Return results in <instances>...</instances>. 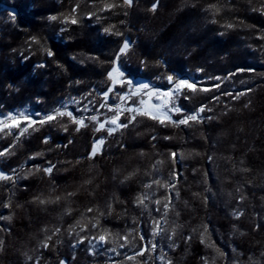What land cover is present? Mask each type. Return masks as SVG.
Instances as JSON below:
<instances>
[{"label": "trees", "instance_id": "obj_1", "mask_svg": "<svg viewBox=\"0 0 264 264\" xmlns=\"http://www.w3.org/2000/svg\"><path fill=\"white\" fill-rule=\"evenodd\" d=\"M16 1L0 0V56L2 58L11 51L17 54L5 69L0 68L11 96L5 100L6 105L22 108L36 95L43 99L45 110L57 109L59 102L70 96H87L98 104L102 102L104 92L113 83L108 73L113 67L115 54L125 40L130 44L129 50L133 48L146 27L147 17L133 21L130 15H105L103 23H112L120 33L119 37L110 40L102 38L101 26L92 25L93 20L86 18L87 13L76 15V23L60 30L61 20L75 16L74 8L84 0ZM102 1L105 0H94L97 4ZM119 1L126 5L124 0ZM183 1L190 5L174 15L157 37L147 71L134 74L125 68L123 80L137 76L149 78L150 75H169L175 81L188 77L189 73H181L171 65L167 47L176 35L191 30L198 17L207 10L212 12L215 22L206 28L205 33L216 35L218 41L220 37L223 39V42H214L218 50L224 51L233 41L244 40L252 42L264 58V0ZM149 3H152L149 5L151 10L153 4L157 8L161 0ZM77 8L75 10L79 12L80 8ZM6 15L15 17L13 25L4 24ZM52 16L58 20L50 22ZM100 16L95 14L94 19ZM229 24L232 27L229 28ZM220 33L222 36L218 37ZM33 37L38 42H34ZM194 44L189 58L194 66H198V36ZM31 45L32 50L29 49ZM48 51L53 55H47ZM19 53L30 57L22 63ZM83 54L98 57L105 54L109 56V64L100 69L88 66L79 61ZM36 64L39 67L35 70ZM23 83L36 87V92L32 88H23ZM18 86V92L14 94ZM245 95L250 113L248 117L241 114L237 118L242 125L240 123L220 147L222 166L215 164V158L211 157L216 151L214 147H218L213 145L211 138H206L200 146L201 155L191 154L192 151H187L194 136L183 124L162 128L154 120H148L150 129L140 145L152 152L151 170L118 178L112 181L114 185L104 181L113 178L117 172L114 167L122 163V156L131 149L127 139L129 118L125 121L127 127L121 132L109 135L107 127L96 129L106 119L120 117L116 110L101 108L90 116L81 115L87 126H79V131L76 130L78 125L72 122L67 130L59 132L40 126L28 139L8 135L0 142V151L8 150L2 168L14 180L9 186H0V264H105L106 255L90 252L91 242L104 235L109 246L110 237L120 238L123 232L132 230L140 234L139 242L126 249L128 257L142 259L148 252L150 259H154L147 250L158 236L152 229L163 222L165 231L175 217L179 219L170 241L174 264H177L176 259L179 264H264V78ZM131 102L141 104L138 98H132ZM93 116L97 121L90 119ZM181 119L186 118L176 115L175 121ZM100 139L105 147L93 156V145ZM172 153L180 159L177 156L172 158ZM198 162L196 176L191 175L189 169ZM50 164L55 167L51 174H46L43 169ZM64 166L67 168L63 169ZM37 167L40 171H36ZM195 177L201 178H197L198 183ZM221 178L229 187L240 185L243 194L234 205L239 208L235 215L224 211L220 200L214 203L213 197H218L214 185ZM72 183L75 185L72 190H64L62 198L47 206L44 212L27 207L15 215L8 207V212L5 210L6 204L11 208L31 191L46 188L57 193ZM145 196L144 204H138V198ZM150 206L155 208L150 209ZM149 213L152 214V226L147 228L145 218ZM32 231L36 232V239L31 244L26 243ZM209 243L219 250L215 259L207 253ZM120 252L126 257L122 250Z\"/></svg>", "mask_w": 264, "mask_h": 264}, {"label": "rangeland", "instance_id": "obj_2", "mask_svg": "<svg viewBox=\"0 0 264 264\" xmlns=\"http://www.w3.org/2000/svg\"><path fill=\"white\" fill-rule=\"evenodd\" d=\"M150 1L152 0H132V4L129 6L121 4L119 0H105L100 4L95 3L94 0H84L80 6L78 5L74 8L73 15L75 16H67L61 20L60 30L71 24L73 19L76 20V15L80 16V14H82L83 16L84 13H87L86 18L89 21L93 20L92 25L99 24L101 26L100 34L102 35V38L108 37V39L112 40L115 36L119 37L120 33L117 35L116 27L112 23L108 24V21H106V24L103 23L105 15H130V18L133 21H136L141 17L142 19L147 17L146 27L140 37L135 40L133 48L128 50L127 54L122 56L119 60V67L122 71L127 68L134 74L138 72L143 74L147 71L148 66L152 62L151 52L157 37H159V35L162 34L165 28L169 25V20H171L174 15H177L181 10L190 5L189 2H184L183 0H161V4L153 11L152 9H149V5L152 4L149 3ZM16 2H18V0ZM105 5L115 6L108 8L105 7ZM77 7L80 8L81 12L75 10ZM92 12H94V14ZM95 14H100L101 16L94 19ZM57 20L58 18L56 20L49 19L50 22ZM196 22L197 23L191 26V30L186 32L184 31L181 33V36L180 34L176 35L167 47V51L171 65L177 68L181 73H189L188 77H184L182 80H186L188 83L194 84L197 91L193 92L184 86H180V91L177 92L176 81L173 79V82L169 83L167 80L169 75H164V77L150 75L149 78L137 76V78L131 80L133 82V86L130 88L127 85V80L124 79V83L121 84L119 81L123 80V77H119L114 73L113 75L117 82L112 83V86L110 87L112 91H109L108 89L106 91L108 93L107 96L103 94V101L99 104L91 99H87V96H84L83 98L70 96L68 99L61 100L58 108L61 109V111L71 112L72 116L77 120H81L82 116H90L91 114L98 112L101 108L116 110V112L118 111L119 114H121L118 119V123L124 125H126V119H130L133 115V113L129 112L128 109H139L140 111H148L152 114L160 115V118L163 119L165 123L161 124L157 120L154 121L162 128L171 125V121L176 120V115L181 114L186 118L188 115L197 114L198 110L203 108L204 111L199 112L198 122L189 121L187 124H183L185 128L190 130L191 136H194V141L191 142V146L187 152L190 150L192 151L191 154L201 155L199 151L200 146L206 138H211L213 145L217 144L219 147H214L216 151L212 153L211 157L215 158V162H217L215 164L219 163L218 165L222 166L219 161L221 156L220 147H222L225 142L224 140L231 136L234 133L233 131L240 126V123L242 125L240 119L238 121L237 118L241 116V114L244 118L248 117L250 113V107L247 106L244 101L246 96L245 94H247V91H249L258 81L264 78V58L260 56V53L257 52L256 46L252 42L244 40L233 41V44L226 46L224 51L218 50V46H214V42H223V39L220 37L222 34L220 33L217 35L220 37V41H218L217 38H215L216 35H209V32L205 33L206 28L215 22L210 10L202 13ZM4 24H8V26L13 25V17L11 15H6L4 18ZM105 29H110V31L106 32ZM203 34H207L206 37L203 38ZM196 36H198V46H196L198 47V66H194L189 58L193 54V48H195L194 41ZM29 49L32 50V45ZM14 52L15 51H11L8 55L3 56L2 58L0 56V68L3 67V69H5L9 63L14 61L17 56ZM18 56H21L22 63L30 57L29 55L26 57L24 54L21 55L20 53ZM79 61L88 66L100 69L109 64V56L103 54V56L98 57L95 54H83L79 56ZM37 67H39L37 64L34 65L35 70ZM233 73L235 74L233 75ZM215 77H219L220 79L217 80ZM142 84L149 85L152 91L149 92L148 90H140L137 92V87ZM22 85L23 88H32L25 83ZM19 88L20 87L18 86L14 90V94L18 92ZM32 89H34V92L37 90L36 87ZM200 89H208V91H200ZM130 93L136 94L129 96ZM165 93H167V95H164ZM241 93L244 94L241 95ZM10 97L9 90L3 81L2 73L0 71V120H5L9 113L16 115L17 113L23 112L25 116L28 117V119L18 117L21 123V128L27 126V132L21 134L20 128H3V130H0V142L6 139L10 134H16L27 139L31 138L34 131L38 130L40 126L47 127L56 132L65 131L67 126H70L72 123V117L57 116L52 122L41 124L40 120L46 115L54 114L55 109L45 110V108L42 107L43 99L40 95H36L32 102L24 105L22 108L8 107L5 100L10 99ZM121 97L124 98L121 99ZM234 97L238 98L234 99ZM132 98H138L141 104L138 105L136 103H132ZM8 101L10 103L12 102L11 100ZM173 105L178 107L180 111H165V106H167L168 109H172ZM168 117H171V120H169ZM33 120L36 121V123H31ZM111 120L112 119H106L101 124H104L107 128L115 127L114 125H111ZM148 120L153 119L149 116L136 114V119L131 123L128 122L130 131L127 139L131 149L127 151L124 156H122V159H124L121 160L122 163L120 164L119 162L117 163L118 165L114 167L117 172L113 175V178L107 176L109 179L107 180L106 178V181H104L106 184L113 183L112 185H114L115 183L112 181L118 178H128L135 173L143 171L147 172L148 170H151L149 164L152 159V152L144 149V146L140 145V142L144 139V135L149 131ZM6 122L8 124L14 123L12 120H7ZM122 129L123 127L118 128L113 133L121 132ZM206 134L207 136H205ZM96 143H98V141ZM98 147L100 149L99 151H101L105 146L102 144L98 145ZM171 155L172 158L177 156V159H180L177 154L173 156L172 153ZM192 157L196 158L194 155ZM193 158L191 160H193ZM6 160L7 154L5 153L4 156L0 157V171L9 175L2 168V165L6 162ZM199 166L198 162L195 167L192 166V168L189 169L191 175L196 176V171L199 170ZM66 168L67 166L63 169ZM26 175L28 176V174ZM201 176L202 175H200V177ZM200 177H195L197 183V178ZM215 179L217 180V178ZM13 180H0V186L4 184L9 186ZM15 182H19L17 177H15ZM92 182L95 183L93 180ZM73 185L74 184L72 183V185L59 190L57 193H52V191L50 192V190L48 191L46 188H44L45 190L43 189L35 192L31 191L29 194H25L26 196L23 200L20 199L19 201H16V203H13L11 208L9 204H6L5 210L8 207L9 212L13 211V214L15 215H19L21 210L26 209L27 207L38 208L43 211L47 206L57 203L59 201L57 200V197H60L61 199L64 195L62 194L64 190L65 192L72 190ZM214 186L217 189L216 194L218 196L213 197L214 203H216L218 199L220 200L218 201L219 203H223L224 211L226 210L227 213L230 212L232 215L238 213L237 211H239V208L234 205L240 201L243 194L239 190L240 185L229 187L226 182H224V179L221 178ZM40 200H44L46 203H40ZM153 207L154 206H150V209ZM6 211L8 212V210ZM1 218L3 217L1 216ZM178 219V217L172 218L171 224L165 231V223L163 225V222L159 223V227H154L158 228V236L155 237L156 242L152 244L155 245V248L151 245L150 249H147L149 253L152 254L154 259H150L151 256H149L148 252L144 257H142V259L130 256L128 257L129 254L126 249H131V247L137 245L139 242L138 236L140 234H137L133 230L126 233L123 232V236L120 238L116 236L115 238L110 237L108 240L110 244L109 246L106 243L107 238L104 235V240L100 239L102 235L95 237V239L91 242L90 252L95 255H106L105 264H150V262L157 264H174L170 241L172 240V235L174 234L175 225L178 223ZM145 221L147 228L150 225L152 226L151 213H149V215L145 218ZM153 229L152 232H154ZM35 233V231L31 232V238H29L26 243L31 244L35 241ZM206 248L207 253H209V257L215 259L217 257L215 247L209 243L206 245ZM121 250L123 251V256L126 257H122L120 252ZM176 263L179 264L177 259Z\"/></svg>", "mask_w": 264, "mask_h": 264}, {"label": "snow or ice", "instance_id": "obj_3", "mask_svg": "<svg viewBox=\"0 0 264 264\" xmlns=\"http://www.w3.org/2000/svg\"><path fill=\"white\" fill-rule=\"evenodd\" d=\"M124 3L126 5H131L132 4V0H124ZM115 5H105V7H108V8H111V7H114ZM214 7V6H213ZM156 8V4H153L152 6V10L154 11ZM216 11H219V9L217 8ZM13 19H15V17L13 16ZM50 19L52 20H56L57 17L55 16H52L50 17ZM72 23H76V20L73 19L71 21ZM229 28L232 27L231 24L227 25ZM106 32L110 31V29H105ZM117 35H119V33H117ZM34 42H38L36 41V38L33 37L32 38ZM130 48V44L127 40H125V42L123 43V45L119 48V51L115 54V58H114V61H113V67L111 69V71L108 73V76H109V79H111L113 81V83H116V78L114 77V73L117 74L119 77H124L125 76V73L121 70V68L119 67V60L122 56H125L128 52ZM47 55L51 56L53 55V53L51 51H48L47 52ZM43 66V65H41ZM235 73H233L234 75ZM173 76H168L167 77V80L169 81V83H172L173 82ZM215 79L219 80L220 78L219 77H215ZM121 84L124 83V80H120L119 81ZM127 85L131 88L133 86V82L129 79L127 80ZM180 86H184L188 89H190L191 91L195 92L197 91L196 87L194 84H191V83H188V81L186 80H182V79H178L176 81V91L179 92L180 91ZM140 90H148L149 92H151L152 90L150 89L149 85L147 84H142V85H139L137 87V92H139ZM109 91H112L111 88H109ZM200 91H208V89H200ZM107 92L104 93L105 96H107ZM136 93H130L129 96L131 95H134ZM244 93H241V95H243ZM164 95H167V93H165ZM124 97H121V99H123ZM238 97H234V99H236ZM218 99V98H217ZM143 103V102H142ZM170 110H175L177 112L180 111V109L178 107H175L173 105V108L172 109H168L167 106H165V111H170ZM129 112H132L133 115L131 116V118L129 119V123H131L133 120L136 119V114H139L141 116H149L151 119L153 120H157L159 123L161 124H164L165 121L163 119L160 118V115H157V114H152L148 111H140L139 109H128ZM204 111L203 108L199 109L197 114H194V115H188L186 117V119H181L179 121H171V123L175 126H179L180 124H187L189 121H196L198 122V117H199V112H202ZM59 116V117H63V116H69V117H72V122H74L75 124H77L78 126H87L84 124V121L81 119V120H77L75 117L72 116V113L71 112H65V111H61V109L57 108L55 109V112L54 114H51V115H46L43 117V119L40 120V123L41 124H44V123H49V122H52L53 120L56 119V117ZM18 117H24V119H28L27 116H25V114L23 112H20V113H17L16 115H13L12 113H9L6 117L5 120H0V130H3V128H20V132L21 134H23L24 132H27V126L26 127H23L21 128V123H20V120L18 119ZM91 120L93 121H97V117L93 116L90 118ZM118 119L119 117L116 116L114 117L110 123L111 125H114L115 127H109L107 129L108 131V134L111 135L114 131H116L118 128H122V127H127V125H124V124H119L118 123ZM169 120H171V117H168ZM7 120H12L14 121V123L12 124H8L6 121ZM31 123H36V121H31ZM105 125L104 124H100V128H97L96 130L99 131L101 128H104ZM67 130V129H65ZM77 131H79V127H77L76 129ZM45 142H47V138L45 139ZM104 143L103 139H100L98 141V143H94L93 145V149H92V155L94 156L100 149L98 147V145H102ZM8 150L5 149L4 151H0V157L4 156L5 153L7 152ZM10 154V153H9ZM37 155H40V154H37ZM173 156H175V153H173ZM35 157H30V159H34ZM55 167V165H49L48 167L44 168L43 171L46 173V174H51L53 168ZM36 171H40V168L37 167L36 168ZM32 173L29 172V175H31ZM0 180L2 181H9V180H12V176L11 175H7L5 174L3 171H0ZM154 183H158V182H154ZM151 185H146V187H150ZM39 199V198H37ZM60 198L57 197V200H59ZM147 199V197H140L138 198L137 200V203L138 204H144V200ZM40 203H46V201L44 200H40L39 201ZM157 203H160L159 201H157ZM145 207H147V205H144ZM165 209H167L168 205L165 204L164 205ZM88 211H92L91 209H89ZM6 219H11V217H7ZM158 223V222H157ZM96 225L94 224L93 227H95ZM57 231H59L57 229ZM154 234H158V228H154ZM49 239H51V237H49ZM101 240H104L105 237L104 236H101L100 237ZM141 239H143V237L141 236ZM45 247H47V244H45ZM153 248H155V245H152ZM219 251V250H217ZM163 258V257H161Z\"/></svg>", "mask_w": 264, "mask_h": 264}]
</instances>
